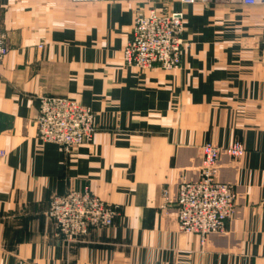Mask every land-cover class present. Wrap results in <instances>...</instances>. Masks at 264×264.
Returning <instances> with one entry per match:
<instances>
[{
	"label": "crops",
	"instance_id": "obj_1",
	"mask_svg": "<svg viewBox=\"0 0 264 264\" xmlns=\"http://www.w3.org/2000/svg\"><path fill=\"white\" fill-rule=\"evenodd\" d=\"M150 7L183 13L176 68L122 58ZM0 30V264H264V3L0 0ZM41 95L89 106L91 141L40 140ZM233 140L245 152L223 149L216 176L234 187V211L201 244L179 228L177 187L198 179L204 142ZM83 185L118 214L66 241L49 200Z\"/></svg>",
	"mask_w": 264,
	"mask_h": 264
},
{
	"label": "built area",
	"instance_id": "obj_2",
	"mask_svg": "<svg viewBox=\"0 0 264 264\" xmlns=\"http://www.w3.org/2000/svg\"><path fill=\"white\" fill-rule=\"evenodd\" d=\"M181 1L191 3L194 0ZM241 1L244 4L264 3V0ZM183 31L181 10L139 8L131 37L122 49V58L126 64L139 69L176 68L185 43ZM7 51L5 33L0 30V64ZM34 121L36 136L40 140L58 143L64 150L90 142L96 128L93 110L65 96L41 95ZM221 150L212 142L203 143L198 179H183L177 187L175 202L179 228L197 233L202 242L210 233L223 231L234 211L235 189L216 177ZM224 150L232 157H240L245 147L241 141L234 140ZM4 155V149H0V156ZM164 198L168 200L165 191ZM117 214L118 205L100 198L89 185L52 195L46 210V215L54 221L59 235L66 241L84 236L93 228L112 225Z\"/></svg>",
	"mask_w": 264,
	"mask_h": 264
},
{
	"label": "rangeland",
	"instance_id": "obj_3",
	"mask_svg": "<svg viewBox=\"0 0 264 264\" xmlns=\"http://www.w3.org/2000/svg\"><path fill=\"white\" fill-rule=\"evenodd\" d=\"M2 63V62H1ZM35 122V121H34ZM234 141V140H233ZM205 143V142H204ZM217 146H219V145H217ZM220 147V146H219ZM224 148H222V150H223ZM221 150V151H222ZM221 153V152H220ZM227 153V152H226ZM219 157H220V155H219ZM241 157V156H240ZM234 158H237V157H234ZM219 160V159H218ZM217 164H218V162H217ZM200 169H201V167H200ZM217 177V176H216ZM218 179V178H217ZM219 180V179H218ZM234 188V187H233ZM185 232V231H184ZM188 233H190V232H188ZM194 234H196L197 236H198V234L197 233H194ZM211 234V233H210ZM199 237V236H198ZM208 237V236H207ZM207 237H206V239H207ZM206 239L202 242L201 240H200V237H199V240H200V243L201 244H203L205 241H206Z\"/></svg>",
	"mask_w": 264,
	"mask_h": 264
}]
</instances>
